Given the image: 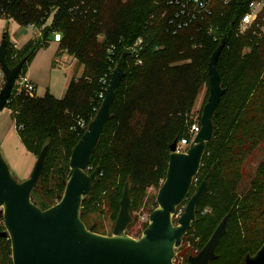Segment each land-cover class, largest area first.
I'll return each mask as SVG.
<instances>
[{"label": "rangeland", "instance_id": "obj_1", "mask_svg": "<svg viewBox=\"0 0 264 264\" xmlns=\"http://www.w3.org/2000/svg\"><path fill=\"white\" fill-rule=\"evenodd\" d=\"M256 27L252 25L235 28L232 42L227 47L225 56L221 58L226 69L241 68L249 79V83L250 78L258 74H261L264 80V26ZM22 30V26L13 18L1 19L0 44L7 31L9 40L12 43L16 42L18 47L22 48L29 38L35 35L34 32H29L25 38L19 39L17 33ZM113 31L110 32L113 33ZM53 37L52 35L47 46L41 47L34 54L28 66L26 78L34 84L35 90L27 92L22 84L16 83L11 95L12 100H9L0 113V149L12 175L20 182L31 176L43 149L41 145L44 141H48V137L43 142L40 141L37 131L48 124L49 118L53 117V114L50 116L48 112L52 109V103H50L47 105L50 110L43 111L42 117L34 119V110L26 107L24 98H43L51 94L57 99H63L71 78L78 77L79 81L87 68L73 54L69 55L65 52L60 55L61 43L56 42ZM101 38L102 35L99 36V39ZM91 47V50H95L96 53H91L90 65L95 63L100 50V47L94 44ZM189 53L190 49L187 45L173 50L165 60L159 62V69L163 70L159 74L174 70L175 75L166 76L163 80L159 77L150 79L152 85L160 82L163 84L164 106L166 104L174 108L176 112L178 111L171 122L169 120L159 122L160 116L155 109H151L153 112L150 113L134 112L128 123V127L134 129L132 132L129 128L123 129L114 137L115 130L111 125L108 136L99 148L96 147L93 153L95 167L89 165L87 172L92 173L99 168L100 176L91 192L84 197L81 208L84 222L88 228H94L95 232L107 236L113 235L125 187L129 184L132 222L125 233L136 239L141 238L150 223L151 213L159 207L158 194L167 177L171 154L170 144L180 132L178 124L184 127L181 138L185 137L189 142L187 145H182L181 149L187 152L193 145L197 136L194 128L201 126V116L210 96V83L206 81L203 72L200 71L198 74L194 72L201 51L192 50V53L196 55L193 58H190ZM184 70L188 73H184ZM20 75H24L23 69ZM5 83L6 76H0V91ZM82 86L88 90L84 85ZM93 99V97L88 99V104L80 113H77V110L71 111L68 107L62 109L60 117L57 118L58 125L53 126L54 129L59 127V133L52 137L50 152L46 159L53 177H49L50 183L47 181L42 184L40 196L49 198V192L54 188L57 195L50 201L54 204L58 203L64 194L63 189L55 187V178L61 168H70L71 159V155L68 158L63 156L64 148L60 140L64 134H70L71 128L80 118L86 117L90 122L95 118L99 110L95 108L92 117L90 116ZM262 99L263 97L257 98L256 104L259 105ZM23 118H26L29 127L33 124V129L30 127L31 130L29 129L30 131L25 135V123L18 122ZM259 118L261 115L255 108L248 110L244 119L245 123L236 129L222 163H218L211 152L206 153L207 159L204 163L202 159L200 170L187 198L178 206L173 216L175 224L179 223L189 200L202 181L209 173L213 177L210 178L208 189L198 204L194 222L184 236L182 244L176 248V264H191V257L197 256L204 249L218 226L229 214L231 215L227 229L216 248V257L210 264H245L246 256L249 253H256L264 243V234L253 236L254 232L249 229L256 227L264 232V214L260 217L255 215L257 222H253V217L244 220L238 213L245 204L253 203L256 207L260 204L259 199L253 201L250 195L264 161V135L261 138L257 136L248 149L243 146L250 138L249 133L264 125V114L262 124L254 122ZM121 123L123 124V121ZM157 124L160 128L154 126ZM112 196L113 203L115 199L118 200L120 204L118 208L113 205ZM33 201L36 202L34 199ZM6 230L8 229L5 224L4 207H0V232ZM0 264H14L11 238L0 236Z\"/></svg>", "mask_w": 264, "mask_h": 264}, {"label": "trees", "instance_id": "obj_2", "mask_svg": "<svg viewBox=\"0 0 264 264\" xmlns=\"http://www.w3.org/2000/svg\"><path fill=\"white\" fill-rule=\"evenodd\" d=\"M55 2L60 6L59 11L54 16L52 23L43 29L41 37L30 39L22 48H14L9 40L8 32L4 33L8 42L7 62L13 67V64H18L23 58H26L27 61L23 67L24 74L27 73L34 54L41 47L48 45L50 38L55 35L54 32L56 31L62 34L60 41L61 52L59 54L62 55L65 52L69 55L73 54L80 59V63L85 64L87 67L79 81L78 77L73 76L71 78L67 93L63 99H57L51 94L43 98H24L26 107L34 110V119L35 117H42L43 111L50 110L47 105L52 103V109L48 112L50 116L53 114V117L49 118L48 124L37 131L40 141L43 142L48 137L47 142L41 143L42 148L48 145V153L50 152L52 137L59 133V127L54 129L53 126L58 125L57 118L60 117L62 109L68 107L71 111L77 110L76 112L80 113L83 110L82 108H85L88 104V99L93 97L95 100H91L93 109L90 116L92 117L93 110L96 108L98 111L105 99L111 77L110 74L116 68L123 55H125V75L112 105V116L106 124L97 148L108 136L111 125L115 130L114 137L119 135L123 129H128L129 120L134 112L150 113L153 112L151 109H155L160 116L159 122L162 120L171 122L178 111L176 112L174 108L166 104L164 106L163 97L165 91L163 84L160 82L152 85L150 79L159 77V79L163 80L166 76L175 75L174 70L170 73L159 74L163 71L159 69V62L165 60L173 50H177L182 45H187L190 49V58L196 57L192 50L201 51L200 58H198L196 64L197 68H195L194 72L195 74L200 71L203 72L206 81L210 83L209 60L220 43L225 40V46L218 61V70L221 74L222 86L225 91L214 116V136L208 142L203 156V163L207 159L206 153L208 152L212 153V157H216L218 163L223 162L235 131L245 123L244 119L249 109L255 108L260 113L261 118L255 119L254 122L262 124L264 80L261 74L251 77L250 83H252L250 84L249 79L244 75L241 68L228 70L221 61V58L225 56L227 47L232 42L235 28L238 27L240 18L247 9L245 4L236 3L227 7L221 5L215 16L203 22H196L176 34L167 31V21L161 16L162 11L170 7L156 5L155 0H0V19L13 18L22 26L34 23L41 27L47 23L49 17L47 12L51 11V5ZM77 5L80 8L76 10V13L69 11L70 7ZM152 15H155V17H152ZM210 26L212 28L211 31L209 30ZM112 30H114L113 33L110 32ZM100 35H102L101 39H99ZM140 36L146 38L148 45L142 53L143 63L137 64L135 57L127 52L126 47L133 44ZM216 36L219 37L218 40H215ZM92 44L98 48L100 47V50L97 60L90 65L92 63L91 53H96L95 50H91ZM185 72L188 73L187 70H184ZM103 78L107 80L106 83L103 82ZM82 85L88 90L83 88ZM102 93H104V97H101ZM259 97H263V99L257 105L256 100ZM10 100H12L11 97ZM83 119L90 123V120L86 117ZM21 121L26 126V129H24L25 135L31 130V125L30 127L28 126L26 118L18 120V122ZM122 121L123 124L121 123ZM154 126L160 128L158 124ZM177 127H179L178 131L180 132L173 142L176 139H182L181 133L184 127L182 124H178ZM31 128L33 129V124ZM86 130L84 129L82 132L77 133L71 128L70 134L63 135L60 140L64 148L63 156L70 157L73 148ZM129 130L132 132L134 129L129 128ZM263 135L264 125L252 130L248 135L250 137L248 142L244 143L243 146L248 149V146L253 144L257 136L261 138ZM94 160L95 155L90 160L89 165H92V167H95ZM69 171L70 168H61L55 178V187L63 189L62 192L66 188ZM98 176H100V170ZM49 177L53 176L50 165L46 164L38 184L32 191V198L42 209L50 208L56 204L50 202L57 195L54 188L50 190L49 198H41L40 196L42 184L47 181L50 183ZM211 177H213L212 174L210 175ZM250 197H252L253 201L259 199L260 204H257V207L253 203L251 205L245 204L238 210V213L244 220L253 217V222H257L255 215L260 217L264 214V161L260 166L258 177L254 181ZM113 205L117 208L120 206L117 199H115ZM81 216L83 219V214ZM249 229L254 232L253 236H262L264 234L263 230H259L256 227Z\"/></svg>", "mask_w": 264, "mask_h": 264}, {"label": "water", "instance_id": "obj_3", "mask_svg": "<svg viewBox=\"0 0 264 264\" xmlns=\"http://www.w3.org/2000/svg\"><path fill=\"white\" fill-rule=\"evenodd\" d=\"M7 38L0 44V66L6 83L0 91V113L10 100L20 72L27 59L16 66L7 62ZM225 46L223 40L214 51L210 63V96L201 116V129L187 152L178 151L176 139L171 145L167 177L158 194L159 207L150 216V223L141 238L125 232L132 222L129 184L121 200L120 214L112 236L88 228L81 216L83 199L97 182L99 168L87 169L106 124L112 116V105L125 75L123 55L112 71L106 97L95 118L73 148L70 174L61 200L42 209L32 199V191L44 172L48 145L41 151L31 176L20 182L11 173L0 149V207H4L6 231L1 237L12 240L14 264H176V248L196 218L198 204L209 186L211 173L202 181L188 202L184 214L175 224L173 216L187 198L200 170L208 142L214 136V116L224 94L218 61ZM227 215L204 249L191 264H210L230 219ZM245 264H264V243L245 258Z\"/></svg>", "mask_w": 264, "mask_h": 264}, {"label": "built area", "instance_id": "obj_4", "mask_svg": "<svg viewBox=\"0 0 264 264\" xmlns=\"http://www.w3.org/2000/svg\"><path fill=\"white\" fill-rule=\"evenodd\" d=\"M155 2L156 5H165L166 7H170L165 8L162 11L161 16L167 21V31L172 32L174 34L187 27H190L191 25H194L196 22H203L206 21L208 18L215 16L217 10L221 8V5L227 7L235 5L236 3H243V5L245 4V6L247 7L245 13L240 18V21L238 23L239 27L244 28L255 25L261 28L264 26V0H155ZM59 8L60 6L57 2L51 5V11L47 12V14H49L47 23L41 27L35 25L34 23H29L26 26L21 25L22 28L25 30V34L29 32H34L35 35L33 38H36V36L41 37L43 29H45L46 26L52 23L54 16L59 11ZM79 8V5L73 6L69 8V11L76 13V10H78ZM152 17H155V15H152ZM211 29L212 28L210 26L209 30L211 31ZM54 33V40L56 42H60L62 39V34L58 31ZM218 38L219 37L216 36L215 40H218ZM12 45L14 48H19L16 42L12 43ZM147 45L148 42L146 38L144 36H140L134 41L133 44L127 46L126 50L130 53L131 56L135 57L137 64H142V53L147 48ZM4 75L5 73L0 66V76L4 77ZM102 80L104 83L107 82V80L104 78ZM16 83L20 85L22 84V86L27 92H33L35 90L34 84L26 78V74L20 75ZM101 97H104V93L101 94ZM88 126L89 125L86 123V120L80 118L77 124L73 126L72 129L77 133H80L82 130L87 129ZM200 129L201 126H195L194 133L198 134ZM188 143L189 142L187 138H182L181 140H179L178 151L186 152L181 149V146L187 145Z\"/></svg>", "mask_w": 264, "mask_h": 264}, {"label": "crops", "instance_id": "obj_5", "mask_svg": "<svg viewBox=\"0 0 264 264\" xmlns=\"http://www.w3.org/2000/svg\"><path fill=\"white\" fill-rule=\"evenodd\" d=\"M25 30L23 29L22 30V32H20V33H17V36H18V38L19 39H21V38H25L26 37V34H25V32H24ZM31 38H29V40H30ZM18 45V44H17ZM20 48V47H19Z\"/></svg>", "mask_w": 264, "mask_h": 264}]
</instances>
